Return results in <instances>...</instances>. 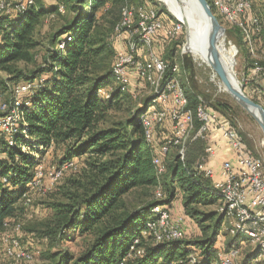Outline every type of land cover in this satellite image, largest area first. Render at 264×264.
<instances>
[{
  "label": "trees",
  "instance_id": "obj_1",
  "mask_svg": "<svg viewBox=\"0 0 264 264\" xmlns=\"http://www.w3.org/2000/svg\"><path fill=\"white\" fill-rule=\"evenodd\" d=\"M127 1L140 5L139 0ZM125 2L62 0L65 9L59 14L56 4L46 8L33 0L28 9L14 17L6 16L11 12L0 15V97L11 108L16 97L14 84L38 85L33 93L17 98L18 122L12 134L0 135V231L15 217L23 196L26 202L27 191L35 189L31 183L42 167L40 156L51 148H62L57 167L82 158L84 168L78 177L66 181L59 191L60 199L48 206L52 218L39 233L54 245L82 238L85 247L77 255L65 250L49 252L52 264H184L190 257H195V264H211L217 261V252L232 248L241 251L238 245L249 246L245 238L227 231L228 221L219 213L223 206L220 187L195 173L194 163L203 155L206 142L197 138L191 144L202 124L197 118L201 96L194 83L193 62L187 55L181 57L188 82L183 88L186 109L192 115L189 138L183 146L173 145L178 149L174 148L173 155V148L163 146L167 150L161 160L154 133L147 141L141 123L142 114L153 103L152 96L143 107L116 117L125 110L130 97L128 81L124 85L112 69L116 58L110 66L115 55L111 43L118 34L114 28ZM207 2L217 14L212 0ZM66 14L49 36L41 66L29 75L19 70V64L36 61L40 42L35 34L43 20ZM161 22L162 30L153 39L155 48L168 43L166 31L173 25L163 17ZM175 49L158 54L168 65L163 82L170 79V66H176ZM22 78L26 81L18 83ZM243 92L264 108L263 95L252 87L243 88ZM206 103L234 124L231 115L240 109L237 105L219 99ZM187 145L188 149L200 146L196 159ZM168 156L165 165L163 158ZM154 190H162L164 198H153ZM178 195L184 214L198 227L200 237L188 242L158 241L153 209L160 206L169 210ZM211 206L217 209L213 211ZM250 257L252 254L247 253L246 259L252 264Z\"/></svg>",
  "mask_w": 264,
  "mask_h": 264
},
{
  "label": "rangeland",
  "instance_id": "obj_2",
  "mask_svg": "<svg viewBox=\"0 0 264 264\" xmlns=\"http://www.w3.org/2000/svg\"><path fill=\"white\" fill-rule=\"evenodd\" d=\"M35 1H39L41 4H43V0ZM248 1L251 3L250 10L247 11V14H245L243 17H240V20L242 22L236 21V24L229 23L226 17L218 12L215 3L212 1L215 6V12L218 15L214 12L213 13L221 24V26L224 28V36L223 40H221L220 42L219 48L222 50V53L225 57L224 59L227 64L231 66V75L242 90L244 88L243 85L247 78L248 80L250 78H253L255 81L260 83V78L254 75L252 72V65L261 66L262 70H264V0ZM148 3H151L153 8L155 10H158V12H160V14H158L161 15L163 18H166L173 23L177 21V18L172 15V13L168 10L167 6L161 0H149ZM213 4L211 5L213 6ZM67 16L68 14H66V16L64 17L45 18L43 20L42 25L35 34L37 40L40 42V46L35 51L36 61L32 64H19V70H22L27 75H29L31 72L36 70L38 66H41V64L43 63L42 58L46 52V48L48 45L49 36L58 27H60L63 22V19ZM252 17L256 18L258 22L260 21V25L257 26V28H260V30H255L252 28V25L249 23V20ZM108 19H111V17H108ZM112 41L113 42L111 43V45L113 47V50L115 51V55L112 62L110 63L111 67L114 64V59L116 58L117 54H124L128 50H130L127 43V34H122L119 37H117V35L115 37L113 36ZM167 42L168 43L164 46L156 48L153 44L152 46H150V48H142L138 46L137 53H139V55L140 53H144L147 58L149 53L155 54L159 57V53H162L163 51L166 52L172 47L176 48L174 55L176 63L175 65L177 66L178 82L180 79L183 85L186 84L184 83V79H186L185 74L183 73V69L181 67V57L187 55L191 58L193 62V72L195 80L194 83L196 86V91L198 95L203 98L205 104L208 106L206 100L211 102V100L213 101L219 99L227 102L232 106L237 105L234 100L224 91L216 74L211 70V68L207 64H205L198 58L199 56L195 49L188 46L184 26L182 33L177 40L167 39ZM191 44L197 45V41L192 40ZM138 49L140 50L138 51ZM184 49L185 52H183ZM140 57L142 58V55H140ZM141 58L140 60L143 62L147 59L146 58L145 60H143V58ZM229 60H231V64ZM130 76L131 77L129 79V85H127V93L130 94V97L125 103V110L116 115V117L126 116L131 111L133 112L143 107L148 97L152 96L153 103L150 104L151 106L149 108H146V112H144L142 115H145L151 110H158L165 114L163 121L155 126L154 136L156 139V143L157 145H159V147L167 146L169 150L173 148L171 149L170 153L171 155H173L175 152L174 148L178 150L177 147L173 145L183 146L188 140L189 136L185 139L184 142H178V139H181L179 138V135H172L168 109H166L163 104H160L156 100L158 99V96L155 92V86L145 82L144 80H140L134 72H131ZM2 77L3 75L0 74V78ZM23 81H26L25 78L20 79L18 83ZM182 84L180 83L181 86ZM240 109L236 110L235 113L231 115V119L234 123L233 125L238 131L248 152L253 156H260L264 153V138L262 132L256 122L245 111ZM220 116L225 118V116L222 114H220ZM195 141H197V138L192 139L191 144ZM171 142L173 143L172 145ZM195 146L196 147L191 145L188 149L189 153H191L192 158L196 157L197 153L200 150L199 145ZM179 151L180 155L182 156L183 148H181ZM62 155V148H51L47 150L40 156V163L42 167H39L37 170H42L45 175L43 167L46 172H48L50 168L58 169V161L62 157ZM168 159L170 160L169 156L168 158H163L165 165L167 164V161H169ZM82 160V158L74 160L73 166L65 169L62 172V176L58 179L57 183L53 185L49 183V175L46 174L43 180L41 181L40 187L27 191L26 198H28L27 200L29 201V203H26L24 201L25 197L23 196L22 202L20 203L17 209L15 217L8 221L7 228L0 231V264H52V260L48 259L49 252L52 253L56 251L65 250L70 252L71 254L77 255L83 250V248L85 247V240L82 238H77L73 243L64 242L57 243L56 245H54L50 242L49 239L42 238V235L39 233V231H42L43 224L47 222L49 223V220H51L52 218V211L48 206L53 202H57L60 199L59 191L62 186H65V183L69 178H76L80 175L82 169L84 168V163ZM161 169H163L164 172V168L161 167ZM163 195L164 194L162 190L153 191V198H155L154 196H156V198L162 200L164 198ZM177 197V200H174L176 203H173V205L169 208V225L165 227L171 237L167 238L166 234L163 232V229H158L156 235H154L156 240L158 241L182 240L183 242H188L200 237V231L198 227L192 222L190 218H188L184 214L182 205L180 203L179 195ZM209 208L213 211L217 209V207L214 206H211ZM221 210H224V203L221 209L219 210V213L224 215V218L228 221L229 227H227V231L229 235L236 234V229L233 226L234 222L226 216L224 211L220 212ZM173 225L179 226L183 230V238L173 239V234L170 233V231L168 230V227H173ZM15 226L19 227V231L13 230ZM158 235L160 236L159 239L157 238ZM244 236L242 237L246 239V237ZM16 240L18 243L17 248H15L12 243ZM238 247H240L242 250L240 251L236 248L239 251V254L234 260L230 261V264H250L246 259L247 253L249 254L251 252L249 251V248H245V246L243 245H238ZM7 251L12 252V256L8 255ZM20 252L22 253V255H17ZM220 253L224 252H217V261L215 259L211 262V264H219V259L222 256L220 255ZM191 258L193 259V263L189 261ZM251 259L252 257H250V262L252 264H256L255 262L251 261ZM195 263V257H190L188 259V263L185 262L184 264Z\"/></svg>",
  "mask_w": 264,
  "mask_h": 264
},
{
  "label": "built area",
  "instance_id": "obj_3",
  "mask_svg": "<svg viewBox=\"0 0 264 264\" xmlns=\"http://www.w3.org/2000/svg\"><path fill=\"white\" fill-rule=\"evenodd\" d=\"M55 1L57 7L61 8V10L65 9L62 0ZM217 2H222L223 10L226 11L227 16L237 22H242L240 17L247 14V4H244L241 0H217ZM20 3H27L28 5V0H20ZM143 17L144 20L148 21L147 34L145 37H153L154 39V36L162 30V22L161 20L151 18V13L146 11L145 4H143ZM250 24L253 29L260 30V28H257L255 25L254 18H251ZM135 30L136 27L130 22V31L120 30V32H118L117 37L124 33H132L133 56H124L122 53L117 54L116 66L112 67V69H117L119 71L121 77L127 79L128 85L131 72H134L141 80L140 55L137 53ZM170 33H177V39L179 38V32H177V29L169 27L166 31L167 38L170 37ZM153 58L160 68L159 57L153 54ZM251 69L253 74L260 78V83L253 78H250L249 80L247 78L243 87H252L256 94L264 96V70H257V67L254 65H252ZM169 71L171 72L170 83H168L166 94H161V101L162 104L168 108L172 135H179L180 129L183 128V125L186 122V115L182 110L180 91H177L174 88V68L170 66ZM164 76H166V72H164ZM37 87L38 85L15 84L12 86V90H19L22 99L24 94L33 93L34 88ZM200 104L202 106V124L195 131L193 139L201 138L205 140L206 145L203 155L200 156L194 164L195 173L202 174V176L211 180L212 184H217L218 186L229 185L233 208L235 196H242L243 212H236L238 213V217L261 216L263 218V228H256V226L250 224L235 225L238 229L241 227L255 228L256 231L260 232V244H262L264 243V153L260 156H253L250 154L238 131L231 122L227 118L221 117L218 112L209 109L201 97ZM2 118H7V114L0 115V135H2V130H9V134H12V127L1 128ZM155 121V117L144 119V123L147 124L146 132L154 133ZM211 135H217L222 138L227 147L233 153V159L223 161L217 169L210 165V161L216 156L215 145L210 141ZM164 148L166 147H160V158L162 157ZM59 167L60 166H58V169L50 168L48 172H46L43 167L45 175H50V184L51 180H53L54 176L58 173ZM223 211L227 210H221L220 212ZM168 230L173 234V239L183 238V230L179 226L173 225V227H168ZM220 255H226L229 262L231 261V253H220Z\"/></svg>",
  "mask_w": 264,
  "mask_h": 264
},
{
  "label": "bare ground",
  "instance_id": "obj_4",
  "mask_svg": "<svg viewBox=\"0 0 264 264\" xmlns=\"http://www.w3.org/2000/svg\"><path fill=\"white\" fill-rule=\"evenodd\" d=\"M164 2V4L167 6L168 10L172 13L173 16L177 18V21L173 23L172 27L173 29H177V32H179V36L182 33L183 26L179 21L185 22V25L188 28V37H187V44L191 48L195 49V51L198 53V58L203 62L204 61V46L199 43L198 38L202 36L205 30V22L200 17V13H194L192 10L188 8V5L190 4L191 0H161ZM216 7L218 12L225 16L227 21L232 24H236V20L232 19L231 17H228L226 14V11L223 10V5L222 2H217V0H212ZM244 4L246 5V12L250 10L251 8V3L248 0H241ZM140 5L139 6H134L131 5L127 0L125 2V5L121 9V18L119 23L115 26L114 31L115 33L120 32V30H124L126 28H129L130 31V22L136 27L135 30V41L139 45L143 46H152L153 44V37H145L147 34V28H148V21L144 20L143 17V4L146 5V11L151 13V18L153 19H160V15L158 12L148 5V0H139ZM151 2V1H150ZM33 4V0H28V5L27 3H20L19 0H16L14 2H4V0H0V13L1 14H8V13H21L28 9L31 5ZM188 12V13H187ZM58 13L63 14L64 9L61 10V8L58 7ZM0 14V15H1ZM255 25L259 26V23L254 20ZM128 36V46L129 49L124 56H133V42H132V33H127ZM170 40H177V33H170ZM189 39V43H188ZM197 41V45L191 44V41ZM63 46V44H62ZM218 51L220 54V57L222 59V62L228 69V72H230L231 66L227 64L225 61V57L222 53V50L218 47ZM231 64V60H229ZM160 68L159 65L156 64L153 58V54L149 53L148 58L143 62L140 60V76L141 79L145 80V82L150 83L155 86V92L158 96V99H156L160 104H162L161 101V94H166L168 90V83H170V79L164 80V72L168 70V65L164 64L159 60ZM116 66V63L114 67ZM257 70H262L261 67L256 66ZM174 75H173V84L174 88L177 91H180V97L182 100V110L184 111L186 115V122L183 125V128L180 129L179 131V138L178 142L182 143L185 141V139L189 136V132L191 131L192 128V115L191 112L186 109L187 105V100L184 96V90L180 83L177 80V67L174 66ZM115 75L120 78L121 82L126 85L127 84V79L121 77V74L117 69H113ZM232 76V75H231ZM233 78V77H232ZM234 79V78H233ZM235 80V79H234ZM236 82V81H235ZM16 95L15 97V103L14 107L10 106L8 107V104L2 100L0 97V113L3 115L7 114V118H2L1 119V128H8L12 127V132L14 131L16 124L18 122V113H17V107H18V101L17 98L20 96L19 90H15ZM8 108V109H7ZM165 114L156 111V110H151L145 115H142L141 117V123L143 125L144 129V134L145 138L147 141L151 139V132H146L147 131V124L144 123V119L149 118V117H155V125L160 124L163 119H164ZM197 118L199 121L202 122V106L201 104L198 105L197 107ZM2 132L9 133V130H2ZM167 148H164V152H166ZM73 164H66L65 166H62L59 168L58 173L54 176L53 180H51V184L57 183L58 179L62 176V172L67 169L72 167ZM45 177L44 172L42 170H37L35 174V178L33 182L31 183V186L33 188H38L41 186V181ZM49 180H50V175H49ZM219 195L221 197V200L224 203V211L226 216L229 217L233 222H234V228L236 229L235 233L246 236L247 239L246 243L249 246L250 253L252 254V259L251 261L255 262L256 264H264V243L260 244V232L256 231L255 228L251 227H241L238 229L237 226L235 225H253L256 226V228H263V218L261 216H252V217H238V213L236 212H243V201H242V196H235L234 198V208H233V203H231V196H230V188L229 185H222L219 188ZM26 203H29L28 200H26ZM154 215L157 217V229L155 231V235L158 229H163V232L166 234V237L169 238L171 237L170 234H168V231L165 227L169 225L168 222V211L165 207H160L156 206L153 209ZM15 231H19V227L15 226L14 229ZM157 238L159 239L160 236L158 235ZM168 241H174V240H168ZM15 248L18 247L17 241L12 242ZM225 253V252H224ZM226 253H231V261L236 258V256L239 254V251L236 248H232L229 252ZM8 255L12 256V252L8 251ZM17 255H22V253H18ZM191 263H193V259L191 258L189 260ZM219 264H230L228 257L226 255H222L219 259Z\"/></svg>",
  "mask_w": 264,
  "mask_h": 264
},
{
  "label": "water",
  "instance_id": "obj_5",
  "mask_svg": "<svg viewBox=\"0 0 264 264\" xmlns=\"http://www.w3.org/2000/svg\"><path fill=\"white\" fill-rule=\"evenodd\" d=\"M188 8L194 13H200V17L205 22L204 33L198 38L199 43L204 46L205 57L203 62L216 74L224 91L256 122L264 138L263 107L252 101L243 92L237 82L232 78L233 76L228 72L220 57L218 47L224 36V28L217 20L207 0H191ZM179 22L184 26L186 37H188V28L185 22ZM183 52H185V49Z\"/></svg>",
  "mask_w": 264,
  "mask_h": 264
},
{
  "label": "crops",
  "instance_id": "obj_6",
  "mask_svg": "<svg viewBox=\"0 0 264 264\" xmlns=\"http://www.w3.org/2000/svg\"><path fill=\"white\" fill-rule=\"evenodd\" d=\"M56 4V1L54 2V0H43V5L48 8V7H51V6H55ZM149 5V3H148ZM12 15L11 17H14L15 15H17L15 12H12L10 13L9 15H6V16H10ZM161 15H160V19H161ZM172 26V25H171ZM127 43H128V36H127ZM139 47H146V48H150L148 46H143V45H139ZM140 49H138L139 51ZM139 54V53H138ZM140 55H142V58L143 60H145L147 58V56L144 55V53H140ZM141 58V57H140ZM141 58V59H142ZM177 67V66H176ZM179 79V77H178ZM179 82L182 84V82L180 81L179 79ZM184 83L186 84H182V86H186L188 85V82L186 81V79H184ZM182 87V88H183ZM168 109V108H166ZM210 141L215 145V148H216V156L210 161V165L214 168H218V166L223 162V161H226V160H232L233 159V153L230 151V149L227 147V145L225 144V142L223 141L222 138H220L219 136L217 135H211V138H210ZM214 186H216L217 188L220 187L218 186L217 184H213ZM222 186V185H221ZM177 200V198L175 199ZM173 203H176L175 201H173ZM168 210V209H167ZM12 219V218H11ZM10 220V219H9Z\"/></svg>",
  "mask_w": 264,
  "mask_h": 264
}]
</instances>
